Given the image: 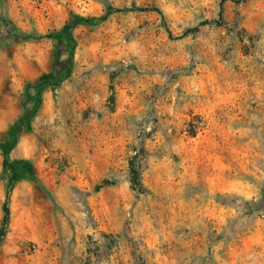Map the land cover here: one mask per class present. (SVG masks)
Here are the masks:
<instances>
[{
	"label": "rangeland",
	"instance_id": "374dc122",
	"mask_svg": "<svg viewBox=\"0 0 264 264\" xmlns=\"http://www.w3.org/2000/svg\"><path fill=\"white\" fill-rule=\"evenodd\" d=\"M26 114L0 264H264V0H0V142Z\"/></svg>",
	"mask_w": 264,
	"mask_h": 264
},
{
	"label": "trees",
	"instance_id": "16d2710c",
	"mask_svg": "<svg viewBox=\"0 0 264 264\" xmlns=\"http://www.w3.org/2000/svg\"><path fill=\"white\" fill-rule=\"evenodd\" d=\"M139 11L150 12V11H158V10L145 8ZM98 21H99L98 18H82V17L74 16L72 19L66 22L65 25L58 32H55V37L58 39V41L62 42L64 46L70 49V51H73L75 45V41L73 38L74 28L80 23L86 25H95V23ZM28 116L29 115L26 114L20 117L18 120H16L10 126L5 140L0 142V151L4 158V163L7 160L8 154L14 149V147L18 143L21 133L23 132L26 122L28 120ZM130 183L132 189L140 188L139 175L138 172L135 170V168H133V166H131ZM8 222H9V211L5 210V216L3 217L2 225L0 228V241L6 236Z\"/></svg>",
	"mask_w": 264,
	"mask_h": 264
}]
</instances>
